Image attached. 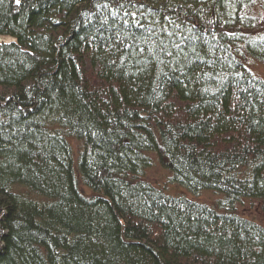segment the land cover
I'll list each match as a JSON object with an SVG mask.
<instances>
[{
	"label": "trees",
	"instance_id": "obj_1",
	"mask_svg": "<svg viewBox=\"0 0 264 264\" xmlns=\"http://www.w3.org/2000/svg\"><path fill=\"white\" fill-rule=\"evenodd\" d=\"M0 34V264H264V0H0Z\"/></svg>",
	"mask_w": 264,
	"mask_h": 264
},
{
	"label": "rangeland",
	"instance_id": "obj_2",
	"mask_svg": "<svg viewBox=\"0 0 264 264\" xmlns=\"http://www.w3.org/2000/svg\"><path fill=\"white\" fill-rule=\"evenodd\" d=\"M162 173L161 170H159L158 165H154L148 172V178L152 179L155 183H159L162 179ZM172 191V189L170 190ZM174 192V191H173ZM206 193L204 195V197H206ZM248 207L245 206V209H247Z\"/></svg>",
	"mask_w": 264,
	"mask_h": 264
},
{
	"label": "water",
	"instance_id": "obj_3",
	"mask_svg": "<svg viewBox=\"0 0 264 264\" xmlns=\"http://www.w3.org/2000/svg\"><path fill=\"white\" fill-rule=\"evenodd\" d=\"M15 42H16L15 37L0 34V44H11V43H15Z\"/></svg>",
	"mask_w": 264,
	"mask_h": 264
},
{
	"label": "bare ground",
	"instance_id": "obj_4",
	"mask_svg": "<svg viewBox=\"0 0 264 264\" xmlns=\"http://www.w3.org/2000/svg\"><path fill=\"white\" fill-rule=\"evenodd\" d=\"M1 35H9V34H1ZM9 36H11V35H9ZM13 37V36H12Z\"/></svg>",
	"mask_w": 264,
	"mask_h": 264
},
{
	"label": "snow or ice",
	"instance_id": "obj_5",
	"mask_svg": "<svg viewBox=\"0 0 264 264\" xmlns=\"http://www.w3.org/2000/svg\"><path fill=\"white\" fill-rule=\"evenodd\" d=\"M17 2H19V0H17Z\"/></svg>",
	"mask_w": 264,
	"mask_h": 264
}]
</instances>
